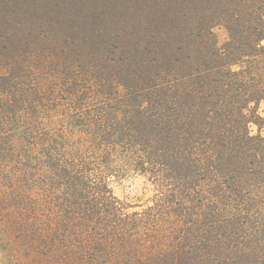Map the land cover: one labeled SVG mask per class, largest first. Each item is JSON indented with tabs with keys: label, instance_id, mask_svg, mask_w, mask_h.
Here are the masks:
<instances>
[{
	"label": "trees",
	"instance_id": "obj_1",
	"mask_svg": "<svg viewBox=\"0 0 264 264\" xmlns=\"http://www.w3.org/2000/svg\"><path fill=\"white\" fill-rule=\"evenodd\" d=\"M193 19L180 56L160 40L63 72L5 59L0 188L34 248L66 264H264V135L249 129L264 125V0ZM132 175L153 188L141 210L114 194Z\"/></svg>",
	"mask_w": 264,
	"mask_h": 264
},
{
	"label": "rangeland",
	"instance_id": "obj_2",
	"mask_svg": "<svg viewBox=\"0 0 264 264\" xmlns=\"http://www.w3.org/2000/svg\"><path fill=\"white\" fill-rule=\"evenodd\" d=\"M216 1L0 0V70L5 59L15 54L27 63L38 55L41 61L51 59L45 66L56 72L80 60L88 62V66L105 65L108 57L129 59L141 54L139 45L150 47L160 40L172 41L179 48L174 55L180 56V46L192 41L190 32L197 27L193 16L216 7ZM214 31L221 44L229 37L224 23H216ZM132 68L135 67L127 66L124 71H133ZM252 108L264 117V102ZM249 129L253 135H264V125L253 122ZM5 185L0 188V264H66L62 252L34 248V234L19 230V198L12 203L16 213H8L10 202L6 200ZM113 190L131 206V211L141 210L153 195L152 186L141 175L114 183Z\"/></svg>",
	"mask_w": 264,
	"mask_h": 264
},
{
	"label": "crops",
	"instance_id": "obj_3",
	"mask_svg": "<svg viewBox=\"0 0 264 264\" xmlns=\"http://www.w3.org/2000/svg\"><path fill=\"white\" fill-rule=\"evenodd\" d=\"M262 44L264 45V40L262 41ZM263 102H264V100L260 103V105H262L263 104Z\"/></svg>",
	"mask_w": 264,
	"mask_h": 264
}]
</instances>
